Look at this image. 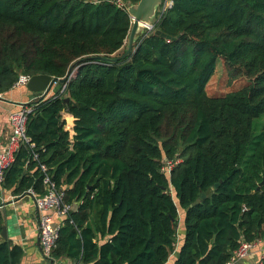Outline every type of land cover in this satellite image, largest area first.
I'll use <instances>...</instances> for the list:
<instances>
[{
	"label": "trees",
	"instance_id": "obj_1",
	"mask_svg": "<svg viewBox=\"0 0 264 264\" xmlns=\"http://www.w3.org/2000/svg\"><path fill=\"white\" fill-rule=\"evenodd\" d=\"M131 22L114 0H0V93L19 74L67 76L63 92L25 104L34 147L20 145L2 186L42 195L44 163L63 201L80 202L53 259L225 264L264 236V0H172L129 56L86 61L119 51ZM218 57L249 83L209 96ZM164 159L180 161L166 173ZM22 255L0 239V264Z\"/></svg>",
	"mask_w": 264,
	"mask_h": 264
},
{
	"label": "built area",
	"instance_id": "obj_2",
	"mask_svg": "<svg viewBox=\"0 0 264 264\" xmlns=\"http://www.w3.org/2000/svg\"><path fill=\"white\" fill-rule=\"evenodd\" d=\"M120 7L126 8L128 2L126 0H114ZM172 5V0H163L159 6L157 12H163ZM152 29V28H151ZM150 29V30H151ZM28 74H19L13 87L24 86L30 79ZM59 83V82H55ZM54 83V84H55ZM53 84V85H54ZM60 84V83H59ZM65 89V84H61L60 92ZM47 93H40L41 96H46ZM31 111L30 108H21L9 116L10 134L7 138L6 149L0 151V185H3L6 177V172L14 162L15 154L18 151L21 144L28 143L30 147H34V143L30 142L29 137L26 135V123L27 114ZM70 122L66 119V130L70 133V141L73 136V116L70 115ZM71 125V127H69ZM38 158V153L33 152V159ZM180 159L167 160L164 159L162 171L169 173L170 170L178 163ZM40 170L43 172L42 183L45 187V192L42 195L36 193L33 188L27 189L22 194H27L33 198L37 212H38V242L41 249V253L45 257H51L53 250L56 248L57 240L59 238V232L62 223L53 222L52 216L47 212L49 209H53L59 217H65L70 211L77 209L78 203H65L63 201V192L56 188L51 175L48 173V167L44 163H40ZM20 194V195H22ZM261 242V238H255L254 240L248 241L241 239L238 246L233 250L231 257L226 261L225 264H236L238 260L245 259L252 252L254 248ZM264 260V251L261 254L260 260L254 264H262Z\"/></svg>",
	"mask_w": 264,
	"mask_h": 264
},
{
	"label": "crops",
	"instance_id": "obj_3",
	"mask_svg": "<svg viewBox=\"0 0 264 264\" xmlns=\"http://www.w3.org/2000/svg\"><path fill=\"white\" fill-rule=\"evenodd\" d=\"M39 96L36 92L23 88V86L12 87L10 90L0 93V151L6 149L7 138L11 131L10 114L24 107L30 108L25 104L35 101ZM62 116L70 122V114L64 112ZM47 212L52 216L53 222L62 223L63 217L57 216L53 209H49ZM0 213L4 218L3 224L7 227L8 239L13 244L22 247L23 255L18 264H74L73 260L75 259L67 257L53 259L52 257H45L41 253L38 242V212L32 197L27 194L14 195L0 185ZM179 228L180 224L177 228V239L173 254L180 245L181 234L178 235ZM263 251L264 236L261 237V242L252 250L249 256L238 260L236 264L257 263ZM78 261L82 262L81 260Z\"/></svg>",
	"mask_w": 264,
	"mask_h": 264
},
{
	"label": "water",
	"instance_id": "obj_4",
	"mask_svg": "<svg viewBox=\"0 0 264 264\" xmlns=\"http://www.w3.org/2000/svg\"><path fill=\"white\" fill-rule=\"evenodd\" d=\"M163 0H138L135 3H129L127 6V11L131 17V26L127 36L126 47L124 52L119 56H105V55H96L93 57L85 58L87 62H99L104 64H114L118 62L120 59H123L129 56L132 52H134L138 40L141 39L146 31H149L154 27V20L157 14L158 7L162 4ZM154 18V20H153ZM153 21V22H152ZM156 34H161L159 30H155ZM59 82L60 84H64L67 81V76H63L61 78H53L48 74H36L32 75L28 80L26 87L36 93H47L55 82ZM65 101L68 102L69 98L66 97ZM75 118L73 117V121ZM264 185V177L258 184V188ZM218 183H215L214 187H217ZM61 190V189H59ZM212 188H207L199 197L193 201L189 207L199 203L203 198H205L210 192ZM1 241H5L8 239L7 227L6 225H2L0 231ZM74 264H84L83 262H79L77 259L73 260Z\"/></svg>",
	"mask_w": 264,
	"mask_h": 264
},
{
	"label": "rangeland",
	"instance_id": "obj_5",
	"mask_svg": "<svg viewBox=\"0 0 264 264\" xmlns=\"http://www.w3.org/2000/svg\"><path fill=\"white\" fill-rule=\"evenodd\" d=\"M153 20H154V18H153ZM126 41H127V39H126ZM126 41H125L124 46L119 51L114 53L113 56H119L124 52L126 44H127ZM73 71H75V68L72 70V73H73ZM248 83H249V80L244 78V77H241V76H239L237 78L230 77V74L228 72V68L224 63V60L221 57H218L216 60L215 73L212 75V77L210 78V80L206 84L205 89H206V93L209 96H219V95H223L227 92L237 90V89L247 85ZM59 86H60L59 83H55L53 85V87L49 90V94L47 96L52 95L58 89L60 90L61 88ZM23 88H27L26 85H24ZM259 120L260 119H257L256 122L257 123L260 122ZM173 194H174V192L171 189V195L173 196ZM179 211H180V209H179ZM181 215H182V212L180 211L178 226L181 223ZM179 234L180 233H178V235Z\"/></svg>",
	"mask_w": 264,
	"mask_h": 264
}]
</instances>
